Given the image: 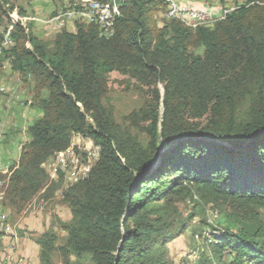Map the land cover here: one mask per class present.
<instances>
[{"label": "trees", "instance_id": "16d2710c", "mask_svg": "<svg viewBox=\"0 0 264 264\" xmlns=\"http://www.w3.org/2000/svg\"><path fill=\"white\" fill-rule=\"evenodd\" d=\"M117 1L110 38L75 21V33L63 29L43 41L29 29L34 22L15 21L14 45L0 57L46 92L36 103L42 116L27 127L28 141L5 173L8 207L61 188L45 163L64 155L73 136L99 149L87 176L61 193L71 219H55L36 239L39 264H52L54 252L63 264L83 257L90 264H171L166 244L184 229L168 223L173 203L193 197L224 215L211 243L204 231L194 233L203 238L196 264H264V0H238L207 26L166 19L156 34L150 18L166 12L164 0ZM112 72L148 91V107L129 116L145 143L103 101ZM55 227L65 233L62 245Z\"/></svg>", "mask_w": 264, "mask_h": 264}, {"label": "rangeland", "instance_id": "374dc122", "mask_svg": "<svg viewBox=\"0 0 264 264\" xmlns=\"http://www.w3.org/2000/svg\"><path fill=\"white\" fill-rule=\"evenodd\" d=\"M67 1L69 0H0V36L9 22L7 15L9 12L15 11L19 15L48 20ZM203 1L212 7H221L222 13L218 15L221 18L225 17V14L233 10L236 5L242 3L238 0ZM9 7L12 8L11 11L7 10ZM224 9L227 10L224 12ZM36 14H42L44 17ZM218 16H211V19L218 18L217 20H220ZM76 23L75 21L62 22L59 25L34 23L29 25V29L39 39L51 41L63 29L71 32L69 26L73 24L74 28ZM165 23L164 13L161 10H154L150 18L153 34H156ZM36 24L42 27L41 31L44 32L45 36L41 34V28ZM190 50L201 53V50L195 49L193 45L190 46ZM158 88L162 94V87L159 85ZM0 89L2 90L0 93V161L5 165L1 171L0 204L6 213L7 232L5 236L15 242V259L17 261L22 259L26 264H29L28 259L22 255L23 252L22 254L19 253V249L24 248L23 244L28 242L36 244V239L50 228L55 219L68 222L71 219V213L69 207L61 200L62 191L60 189L51 192L47 197L39 196L29 204L7 206L5 188L8 181L5 173L8 170V165L18 160L28 141L27 127L42 116V112L37 108L36 103L38 99L46 96V92L41 84L35 82L32 77L23 78L17 73H13L4 61L0 62ZM15 96L17 97L15 98ZM103 101L112 107L116 123L122 129L128 130L131 136L145 143L144 133L138 127L129 126L131 124L129 116L140 108L148 107L150 97L147 89H140L134 80L112 72L108 76L107 92ZM246 106V103L239 106L242 115L245 113ZM139 125L144 127L145 122L141 121ZM98 153L99 149L94 146L90 139L75 135L71 140V148L64 155H53V160L46 161V167L49 172L51 168L54 170L56 175L54 182L60 179L64 180L63 175H68L70 181L77 182L87 176L98 159ZM60 168H63L64 173ZM193 199L194 201L181 200L173 203L175 212L171 214L168 223H172L176 230L180 225H184V229L179 236L166 244L171 264H194L193 258H198L195 252L199 247H203V238L201 236L200 238L194 237V233L204 231L203 237L208 239L210 232H213L212 228H219L224 224V215L218 207L205 204L195 197ZM211 210L218 211V219L211 218ZM260 214L264 217V210H260ZM54 231L58 237L56 244L62 245L65 240V233L56 227ZM70 261L71 263L76 262L74 258H71ZM78 262L90 264L87 257L81 258ZM0 264H3L2 255H0ZM52 264H63L59 252L52 254Z\"/></svg>", "mask_w": 264, "mask_h": 264}, {"label": "bare ground", "instance_id": "6f19581e", "mask_svg": "<svg viewBox=\"0 0 264 264\" xmlns=\"http://www.w3.org/2000/svg\"><path fill=\"white\" fill-rule=\"evenodd\" d=\"M94 3L98 4H106V5H94ZM119 4L117 0H69L67 1L61 8H59L56 13L50 17V19H42L38 17H28V16H18V15H10L7 26L4 28L0 36V57L4 49L11 48L14 45L13 40L11 39V32L13 31V27L15 21H26V22H34L40 23L42 25L55 24L57 25L61 20H65L67 22L70 21H79L86 23H93L98 28L99 37L102 38H110L114 34V27L119 13ZM220 19L224 17L218 16ZM165 19H171L180 21L183 25L188 27H198L201 25H211L217 19H211V17L201 20V19H193L189 20V16H168V14L164 13ZM167 21V20H166ZM170 21V20H169ZM10 38V39H6ZM8 90H10L8 88ZM12 90V89H11ZM13 91V90H12ZM2 90L0 89V93ZM15 94V93H14ZM17 96H15L16 98ZM3 106V105H2ZM4 184V183H3ZM1 186V184H0ZM1 214H0V255H2L3 264H23L24 260H16L14 256V250L16 248L15 242L7 239L6 234V213H4L2 206L0 204ZM211 216L214 215L218 219V211L211 210ZM210 216V217H211ZM212 219H215L213 216ZM209 222H211L209 220ZM2 233V235H1ZM9 238V237H8ZM11 238V237H10ZM6 240H8L6 242ZM16 240V239H15ZM212 240L210 237L207 239V243H211ZM8 245V250H7ZM198 258H193V263H197ZM210 264H217L213 259L210 260ZM245 264H256L254 261H245Z\"/></svg>", "mask_w": 264, "mask_h": 264}, {"label": "crops", "instance_id": "0c3cea01", "mask_svg": "<svg viewBox=\"0 0 264 264\" xmlns=\"http://www.w3.org/2000/svg\"><path fill=\"white\" fill-rule=\"evenodd\" d=\"M180 3L184 4V5H188L190 8L194 9V10H208V12L212 13L213 15H220L222 13V8L221 7H212L210 6L208 3H206L203 0H178ZM225 10V9H224ZM38 16L44 17V15H40V14H36ZM40 29V31L42 30V27L38 24H36ZM69 29L71 30V33H75L76 28L71 27V25L69 26ZM41 34L44 35V32L41 31ZM45 36V35H44ZM49 159H54V156H51L50 158L47 159V161ZM62 170V172L64 173L63 168H60ZM45 171L46 173L50 176V178L52 179V181L56 180V175L54 170L51 168L50 172L48 171L47 167H46V163H45ZM64 180H62V186L60 188L61 191H64L67 187H69L70 185L74 184L76 181H70L69 176L68 175H63ZM24 248H20L19 249V253L22 254L23 252V256H25L26 259H28L29 264H38V246L37 244H35L34 242H28L26 244H23Z\"/></svg>", "mask_w": 264, "mask_h": 264}, {"label": "built area", "instance_id": "2783aa9c", "mask_svg": "<svg viewBox=\"0 0 264 264\" xmlns=\"http://www.w3.org/2000/svg\"><path fill=\"white\" fill-rule=\"evenodd\" d=\"M164 1L167 4V10L165 14H168V16H181V17L189 16V20L191 21L193 19L205 20L211 16H218V15H213L212 13L208 12V10H194L190 8L188 5H184L180 3L178 0H164ZM94 5H106V4L94 3ZM71 27H73V24H71ZM6 39H10V38H6ZM4 166L5 165L0 161V184L2 183L1 182V171H3ZM0 214H1V209H0ZM212 216L215 219H217L216 216L214 215ZM7 250H8V245H7ZM23 264H26V263L24 262Z\"/></svg>", "mask_w": 264, "mask_h": 264}, {"label": "water", "instance_id": "95a60500", "mask_svg": "<svg viewBox=\"0 0 264 264\" xmlns=\"http://www.w3.org/2000/svg\"><path fill=\"white\" fill-rule=\"evenodd\" d=\"M164 149H160L159 153H161ZM157 163V162H156Z\"/></svg>", "mask_w": 264, "mask_h": 264}]
</instances>
